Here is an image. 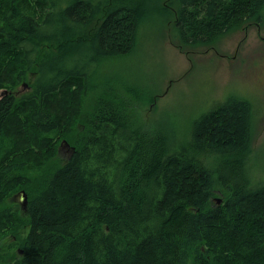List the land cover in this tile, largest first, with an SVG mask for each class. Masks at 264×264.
<instances>
[{
    "label": "trees",
    "instance_id": "16d2710c",
    "mask_svg": "<svg viewBox=\"0 0 264 264\" xmlns=\"http://www.w3.org/2000/svg\"><path fill=\"white\" fill-rule=\"evenodd\" d=\"M146 2L188 51L264 23V0H0V264H264L253 104L228 98L179 142L79 66L84 44L89 63L133 54Z\"/></svg>",
    "mask_w": 264,
    "mask_h": 264
},
{
    "label": "rangeland",
    "instance_id": "374dc122",
    "mask_svg": "<svg viewBox=\"0 0 264 264\" xmlns=\"http://www.w3.org/2000/svg\"><path fill=\"white\" fill-rule=\"evenodd\" d=\"M145 12L150 20L142 28L133 54L89 63L93 52L84 44L76 51L79 66L86 72L96 70L97 83H103V87L113 86L135 96L141 119L156 124L179 142L197 115L233 96L248 100L258 112L248 166L255 184L264 180V23L259 34L250 25L209 48L188 51L173 44L166 14L150 2L145 3ZM35 78L36 75H28L17 88L16 96L28 94ZM61 142L58 155L64 162L69 146L60 148Z\"/></svg>",
    "mask_w": 264,
    "mask_h": 264
},
{
    "label": "water",
    "instance_id": "95a60500",
    "mask_svg": "<svg viewBox=\"0 0 264 264\" xmlns=\"http://www.w3.org/2000/svg\"><path fill=\"white\" fill-rule=\"evenodd\" d=\"M25 86H27V84H24V88H25ZM7 92L6 91H4V92H2L1 93V96L3 95V94H6ZM65 146H69V145H67V143L66 142H61V144H60V148H63V147H65ZM69 150H71V151H73V149L69 146ZM18 195V200L20 201V203H21V207L22 208H26V206H27V196H26V194H25V192L24 191H21V192H19V194H17ZM215 200H217V205H220L221 204V199H219V198H215Z\"/></svg>",
    "mask_w": 264,
    "mask_h": 264
},
{
    "label": "flooded vegetation",
    "instance_id": "af4514ba",
    "mask_svg": "<svg viewBox=\"0 0 264 264\" xmlns=\"http://www.w3.org/2000/svg\"><path fill=\"white\" fill-rule=\"evenodd\" d=\"M250 25H252L250 28H254V29L257 31V34H259V31H260L261 27L263 26V25L258 24V23H253V24H250ZM250 25H248L247 27H249ZM247 27L243 28V30H244V29H247ZM262 39H264V37H263ZM63 148H64V147H63ZM61 150H62V149H61ZM61 150L58 151V154H60V151H61ZM64 150H65V149H64ZM68 156H69V151H68L67 155L65 156V158L67 159ZM13 202H15V203H13V204L16 205V206L18 207V209H19L20 212H25V211H26V208H22V207H21V203H20V201L18 200V195L15 196V197L13 198Z\"/></svg>",
    "mask_w": 264,
    "mask_h": 264
},
{
    "label": "bare ground",
    "instance_id": "6f19581e",
    "mask_svg": "<svg viewBox=\"0 0 264 264\" xmlns=\"http://www.w3.org/2000/svg\"><path fill=\"white\" fill-rule=\"evenodd\" d=\"M17 139V138H16ZM30 141V140H29ZM32 142V141H31ZM43 148V147H42ZM30 152V151H29ZM21 157V156H20ZM34 157V156H33ZM26 159V158H25ZM18 162V161H17ZM27 180V179H26ZM21 181V180H20ZM29 182V181H28ZM32 257V256H31Z\"/></svg>",
    "mask_w": 264,
    "mask_h": 264
}]
</instances>
